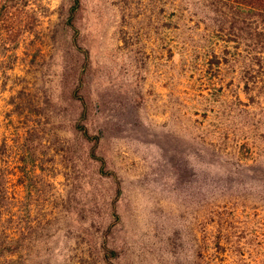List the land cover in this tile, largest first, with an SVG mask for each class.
Instances as JSON below:
<instances>
[{"label":"rangeland","instance_id":"rangeland-1","mask_svg":"<svg viewBox=\"0 0 264 264\" xmlns=\"http://www.w3.org/2000/svg\"><path fill=\"white\" fill-rule=\"evenodd\" d=\"M194 11L28 0L0 20V140L36 124L50 148L38 179L6 184L23 264H264V90Z\"/></svg>","mask_w":264,"mask_h":264},{"label":"trees","instance_id":"trees-1","mask_svg":"<svg viewBox=\"0 0 264 264\" xmlns=\"http://www.w3.org/2000/svg\"><path fill=\"white\" fill-rule=\"evenodd\" d=\"M27 3L28 0H4L0 20L12 16L11 11L18 4L26 6ZM124 7L126 9V6ZM191 8L196 10L193 13L195 16L203 13L205 19L214 23L216 29L209 30L214 38L220 39L218 35L223 32L224 26L228 29L227 33L234 36L233 39L237 41L236 48H239L241 53L233 55H240L245 63L239 78L245 90L250 91L253 87L256 89L255 86L258 85L259 89L264 90V0H191ZM179 10L180 8L173 9L168 16L181 20L183 14ZM162 11L166 17L168 9L164 8ZM4 24L7 25L4 29V45H11L13 52L16 48L13 44L18 42L22 29L12 21H4ZM229 54L230 52L223 50L220 57L212 52L217 71H220V65H225L231 75L237 61L231 59ZM219 90L221 91V88L215 91ZM11 103L15 106L17 115L21 114L22 107H26L23 104ZM40 133L42 130H39L36 124H29L25 125L24 134H16L11 138V143L5 137L0 140V264H23L25 256L34 251V246L23 244V241L28 239L26 234L19 236L16 232V221L11 212L13 204L8 197L6 184L10 176L17 173L20 174V179L28 182L40 177L36 170L42 171L39 164L41 156L50 149Z\"/></svg>","mask_w":264,"mask_h":264}]
</instances>
